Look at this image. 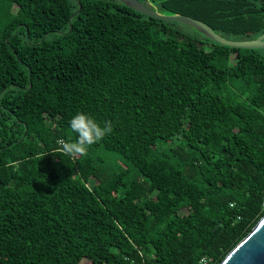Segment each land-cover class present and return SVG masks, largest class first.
<instances>
[{"label":"trees","instance_id":"trees-1","mask_svg":"<svg viewBox=\"0 0 264 264\" xmlns=\"http://www.w3.org/2000/svg\"><path fill=\"white\" fill-rule=\"evenodd\" d=\"M142 1L264 32V0ZM178 23L0 0V264H219L264 215V47ZM80 111L113 131L64 155Z\"/></svg>","mask_w":264,"mask_h":264},{"label":"water","instance_id":"water-1","mask_svg":"<svg viewBox=\"0 0 264 264\" xmlns=\"http://www.w3.org/2000/svg\"><path fill=\"white\" fill-rule=\"evenodd\" d=\"M120 1L144 14L156 18L186 22L194 26L210 40L223 45L247 48L264 47V32L253 38H229L200 18L178 11L166 12L160 10L152 1L147 3L142 0ZM219 264H264V215L257 221L251 230L236 243Z\"/></svg>","mask_w":264,"mask_h":264},{"label":"clouds","instance_id":"clouds-1","mask_svg":"<svg viewBox=\"0 0 264 264\" xmlns=\"http://www.w3.org/2000/svg\"><path fill=\"white\" fill-rule=\"evenodd\" d=\"M70 127L77 133L75 141H57L58 152L68 156H83L87 154L88 147L102 140L107 134L113 131L112 122L105 120L103 126L89 114L80 111L72 116Z\"/></svg>","mask_w":264,"mask_h":264},{"label":"rangeland","instance_id":"rangeland-1","mask_svg":"<svg viewBox=\"0 0 264 264\" xmlns=\"http://www.w3.org/2000/svg\"><path fill=\"white\" fill-rule=\"evenodd\" d=\"M177 21V20H176ZM179 23V26L182 27L183 29H185L186 31L188 32H192L194 34H197V31L195 29V27H193L192 25L186 23V22H183V21H178ZM259 221V220H258ZM257 223V222H256Z\"/></svg>","mask_w":264,"mask_h":264},{"label":"built area","instance_id":"built-area-1","mask_svg":"<svg viewBox=\"0 0 264 264\" xmlns=\"http://www.w3.org/2000/svg\"><path fill=\"white\" fill-rule=\"evenodd\" d=\"M209 260L208 256H203L196 264H208Z\"/></svg>","mask_w":264,"mask_h":264}]
</instances>
